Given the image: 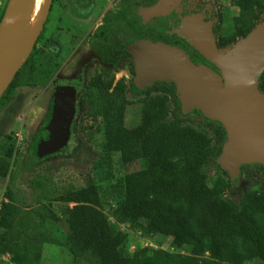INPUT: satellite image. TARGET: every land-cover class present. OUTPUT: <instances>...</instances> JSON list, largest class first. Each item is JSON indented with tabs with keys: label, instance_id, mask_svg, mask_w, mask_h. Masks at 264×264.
Wrapping results in <instances>:
<instances>
[{
	"label": "trees",
	"instance_id": "trees-1",
	"mask_svg": "<svg viewBox=\"0 0 264 264\" xmlns=\"http://www.w3.org/2000/svg\"><path fill=\"white\" fill-rule=\"evenodd\" d=\"M148 1L152 6L158 0ZM236 4L240 15L235 31L223 45L245 38L257 26L252 18L255 8L264 10V0H237ZM117 21L132 28L137 39L151 38L178 46L192 59L206 61L183 37L162 33L152 25L138 26L126 12L107 18L94 36L106 39ZM162 25H168L167 19ZM214 33L218 35V30ZM132 70L136 73L133 65ZM175 87V83L153 87V93L144 99L142 122L130 136L124 134L129 104L125 90H100L105 121L103 157L108 168L100 180L113 178L112 159L117 153L122 165L144 161L146 167L120 177L107 190L92 183L62 195V200L74 203L64 211L70 225L66 244L75 254L95 255V264H126L122 250L128 235L115 227L103 209L105 203L118 201L113 216L119 222L132 227L142 224L146 232L172 237L175 246L192 250V254L184 255L163 248L138 247L128 264L264 262V189L251 194L239 210L223 196L229 188L225 177L228 172L211 179L208 167L221 156L227 131L219 121L208 119V126L203 127L183 119ZM259 90L264 94V73ZM72 129L76 130L75 125ZM251 166L264 179L263 164L243 165L241 170L251 174ZM5 197L8 201L0 209V256L9 255V264H39L38 233L26 222L14 191L8 190Z\"/></svg>",
	"mask_w": 264,
	"mask_h": 264
},
{
	"label": "rangeland",
	"instance_id": "rangeland-1",
	"mask_svg": "<svg viewBox=\"0 0 264 264\" xmlns=\"http://www.w3.org/2000/svg\"><path fill=\"white\" fill-rule=\"evenodd\" d=\"M236 1L158 0L160 6L154 7L155 5L148 6V0H53L34 50L22 70H27V77L29 75L39 77L45 70L49 95L59 79L71 80L78 77L83 80V89L79 96L83 106L74 123L76 130L73 131L72 139L67 146L57 152L49 153L44 148L36 147L34 136L29 140L30 135L37 133L38 121H28L23 133L20 132L12 141V153L9 154L11 142L3 138L5 125L4 121H0V209L2 203L8 201L5 193L8 190L14 191L16 204L26 216V222L38 233L39 264H95V255L75 254L66 244L70 225L64 211L68 206H74V203L62 200V195L92 183L98 184L101 190H107L120 177L146 167L144 161L122 165L120 154L117 153L112 159L113 178L100 180L105 178L108 171L103 157L105 121L100 90L104 87H110L112 90L121 87L125 90L129 104L125 114L124 134L130 136L142 122L144 99L147 94L152 92L157 83L169 85L174 83L159 79L140 83L137 75L131 73L128 64L118 65L127 57L124 50L110 55L108 63L101 61L99 56L104 49L119 42L123 43L125 50L129 52V48L137 41L130 28L123 22L115 24L112 35L106 41L93 36L98 27L106 21L107 14L125 11L132 21L140 26L141 23L152 25L162 33L180 37L185 31L183 26L186 20L200 19L211 22L213 32L214 29L218 30V35L214 33L217 48L221 53L226 54L243 40L239 37L237 42L223 45L224 39L235 31L236 19L240 15ZM8 2L9 0H0V21ZM254 11L252 16L254 24L264 22V10L255 8ZM37 14L34 7H31L29 25ZM163 19H167V26L162 25ZM208 59H206L208 64L199 57L193 58L192 61L195 64H205L223 76L220 65ZM105 65L110 72L104 71ZM195 68L199 72H205L202 65ZM40 85L42 82L35 84L38 86L36 89H31L32 101L38 98ZM25 86L21 89L23 93L29 92ZM175 93L179 104L178 111L183 119L203 127L208 126V119L216 121L208 118L195 104L186 101L182 103L177 85ZM257 95L264 100L262 92L258 91ZM49 106L50 104L48 109ZM7 114L5 110L0 118L8 117ZM227 140L228 137L226 142ZM102 165L105 167L101 168ZM251 167V174L240 169L236 175L226 171L220 159H215L208 167L211 179L218 174L224 175L222 171L228 172L229 175L225 177L229 181V188L223 196L238 210L251 194L264 189V179L257 175L254 166ZM210 185H213L212 180ZM119 205L118 201L109 202L105 203L103 209L115 227L128 235L122 250L126 264L138 247L163 248L174 253L192 254L191 248L175 246L172 237L150 234L145 231L142 224L132 227L119 222L113 216V210ZM206 256L211 255L207 253ZM10 262L9 255L0 256V264ZM244 264H264V262L254 259Z\"/></svg>",
	"mask_w": 264,
	"mask_h": 264
},
{
	"label": "water",
	"instance_id": "water-1",
	"mask_svg": "<svg viewBox=\"0 0 264 264\" xmlns=\"http://www.w3.org/2000/svg\"><path fill=\"white\" fill-rule=\"evenodd\" d=\"M32 2L9 0L0 21V97L34 50L53 0L46 1L42 19L30 40L28 25ZM183 28L186 33L183 38L206 59V54L213 56L223 76L205 64H195L183 48L142 39L134 43L130 59L136 64L139 82L155 79L174 82L182 103L199 106L208 118L224 125L228 140L219 159L230 174L236 175L243 165H264V100L257 95L264 73V22L226 54L217 48L211 22L186 20ZM179 50L187 55L191 65H202L207 71L203 74L187 71L178 60L176 52ZM226 95L233 103L230 115L221 106ZM76 112L75 89L59 90L52 120L40 139V145L46 146L45 151L54 153L69 144Z\"/></svg>",
	"mask_w": 264,
	"mask_h": 264
},
{
	"label": "flooded vegetation",
	"instance_id": "flooded-vegetation-1",
	"mask_svg": "<svg viewBox=\"0 0 264 264\" xmlns=\"http://www.w3.org/2000/svg\"><path fill=\"white\" fill-rule=\"evenodd\" d=\"M154 5H152V6H154V7L160 6L158 1ZM120 12H125V11L108 13L106 16V19L109 17L111 18L113 16L118 15V13H120ZM105 22L101 26H103L105 24ZM117 22L125 23L124 21H117ZM116 23L113 24L111 32L109 33V35L106 39L102 38V37H99V38L104 39V41L108 40L110 38V36L112 35L113 27L115 26ZM136 25H138V24H136ZM142 25L143 24L141 23V26ZM100 27H98V29ZM127 27H129V26L127 25ZM130 30L134 34V36L136 37L135 32L132 30V28H130ZM93 36H94V34H93ZM181 36L182 37L186 36L185 31H183V34ZM135 39L137 41L140 40L137 38H135ZM148 39L152 40L151 38H148ZM132 49H133V46H131L129 48V52H128L125 50L123 43L117 42V43L113 44L112 46L108 47V49H104V51H102L100 53L99 57H100L102 62L108 63V58L110 55H112L116 51L122 52V50H124L127 57L123 58L122 61H120L118 65L128 64L131 73H133V70H132V65H133L135 67V71H136V73H133V74L137 75L136 64L133 60L130 61V59L132 58V53H131ZM179 52H182V51L181 50L177 51L176 52L177 55L179 54ZM207 57L209 59H212L215 62H217L212 57H209V56H207ZM105 66H106L105 67L106 69H104V71L110 72V69H107V65H105ZM22 68L19 70V72L17 73V75L15 76V78L13 79V81L11 82L9 87L7 88V90L0 97V115H2V113L5 110H7V112H8V114H7L8 117H6L4 119L0 118V121H4L3 123L5 125V130L2 133L3 138L6 139L7 141L11 142V144H9V149H8L9 154L12 153V151H11L12 141L15 138H17V136L19 135L20 132L23 133V131L25 130V126L27 125L28 121H38V123L36 125L37 133L30 135L29 140H31L32 137L34 136L36 147L46 149V146L40 145V139H41V135H42L43 130L49 125L50 121L52 120L54 106H55V102H56V97H57V93L59 90H69L71 88L75 89L77 112H76L75 118L73 120L74 121L73 125H74L75 121L77 120V117H78L77 115L79 114V112L83 106V102L80 101V97H79L81 94V91L83 89V86H82L83 80L82 79H80L78 77H74L71 80L70 79H59V82H57L53 86L52 92L49 95L48 94V86L46 84L47 72L44 70L43 73H41L39 77H36L33 75H29L27 77V75H28L27 70H22ZM204 70H205V72L207 71V69L205 67H204ZM197 71H199V70H197ZM22 79H24V80H22ZM38 82H40V83L42 82V85L39 86L40 87L39 88L40 93H39L38 98H35V100L32 101V96H30V91H31V89H36L38 87V86H35V84ZM24 85H26L25 87L28 88L29 92L26 91V93H23V91L21 89L24 88ZM104 88H108L110 92H112L114 90V89L112 90L110 87H104ZM147 96H148V94H147ZM48 104H50V106H49L50 109H48ZM72 128H73V126H72ZM72 133H73V129H72ZM71 139H72V136H71Z\"/></svg>",
	"mask_w": 264,
	"mask_h": 264
},
{
	"label": "bare ground",
	"instance_id": "bare-ground-1",
	"mask_svg": "<svg viewBox=\"0 0 264 264\" xmlns=\"http://www.w3.org/2000/svg\"><path fill=\"white\" fill-rule=\"evenodd\" d=\"M46 1L47 0H43V1L42 0H33V2H32L31 7H34V9L36 10V12L38 14H37V17H35L33 19V22L28 26V34H29V39L30 40H32L34 38L36 30H37V28L39 26V23H40L41 19H42L43 9H44V6L46 4ZM43 2H44V4H43ZM195 22L198 23V21H195ZM177 56H178V60L180 61V63L190 73H192V74H203V73H205V72H199V71H197V69L195 67H192L190 65V63L188 61V57H187V55H185V53L179 52V54ZM206 56H209V57H212L213 59H215L213 56H211L209 54H206ZM221 106L229 115L232 113L231 111H232L233 103H232V101L229 99V97L227 95L221 101Z\"/></svg>",
	"mask_w": 264,
	"mask_h": 264
}]
</instances>
